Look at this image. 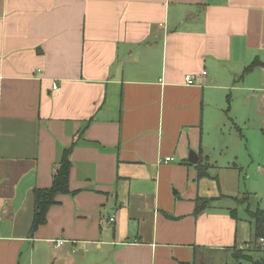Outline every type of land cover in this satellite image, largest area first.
I'll return each instance as SVG.
<instances>
[{
  "label": "crops",
  "instance_id": "1",
  "mask_svg": "<svg viewBox=\"0 0 264 264\" xmlns=\"http://www.w3.org/2000/svg\"><path fill=\"white\" fill-rule=\"evenodd\" d=\"M263 89L264 0H0V264H233L252 241L215 202L264 177Z\"/></svg>",
  "mask_w": 264,
  "mask_h": 264
},
{
  "label": "rangeland",
  "instance_id": "2",
  "mask_svg": "<svg viewBox=\"0 0 264 264\" xmlns=\"http://www.w3.org/2000/svg\"><path fill=\"white\" fill-rule=\"evenodd\" d=\"M216 174L217 173H214V175ZM246 175L250 178L245 179ZM256 177L257 178L253 179L254 177L252 172H245V170L239 172L238 182L233 181V177L230 179L228 176L223 183L222 189L220 188V192L227 195L236 196V198L234 199L235 202L233 200H230V198H227L229 200H220L218 202H215V204L217 205L228 206L229 209H237L239 223H241L243 227H246L244 234V240L246 242L254 241L253 226L248 223L249 221L251 222V220L247 215V209L254 211L259 206V208L264 210V177ZM244 196H246L247 198L245 199ZM247 205H249L250 207L247 208ZM250 226L252 229L251 231H249ZM250 245L253 246V243ZM246 246L243 249L236 250L235 254H233V256L235 257L229 255L227 261L233 264H252L254 260L262 255L261 252L264 251V241L258 248ZM37 252L38 247L36 248V253ZM26 255L27 252H24V257ZM50 256L52 257V255H49V257ZM206 256L207 264H225L222 263L219 255H216L215 258H213L212 254H207Z\"/></svg>",
  "mask_w": 264,
  "mask_h": 264
},
{
  "label": "trees",
  "instance_id": "3",
  "mask_svg": "<svg viewBox=\"0 0 264 264\" xmlns=\"http://www.w3.org/2000/svg\"><path fill=\"white\" fill-rule=\"evenodd\" d=\"M257 64L258 63L254 61L251 65L246 68V70H251ZM69 154L70 147L64 149L60 161L55 166V170L52 175L51 185L47 188H36L33 190L34 203L33 217L29 229L30 235H32L39 226L43 225L46 222L47 211L51 205L56 203L57 195L69 192V172L71 167ZM198 171L199 174L205 173L203 171V168L200 167V165L198 166ZM244 197L245 199L247 198L246 196ZM232 198L235 199L236 196H233ZM206 205H208V201L202 199L197 200L196 211L200 210ZM234 211L235 209H233V211L231 212L233 213ZM247 215L250 218L253 226V247L258 248L261 245L259 240L263 239L264 241V210L258 207L254 211L247 209ZM261 253L262 255H260L256 260H254L252 264H264V251H262Z\"/></svg>",
  "mask_w": 264,
  "mask_h": 264
},
{
  "label": "built area",
  "instance_id": "4",
  "mask_svg": "<svg viewBox=\"0 0 264 264\" xmlns=\"http://www.w3.org/2000/svg\"><path fill=\"white\" fill-rule=\"evenodd\" d=\"M206 74V71H202L201 73H200V75H205ZM196 75H186L185 77H184V81H185V83H187V84H191V83H194L195 81H196ZM53 88H55V86H53ZM260 97H261V100H262V105H263V107H264V89L261 91V93H260ZM170 159V157H166L165 158V160L167 161V160H169ZM109 220L110 221H113V217H110L109 218ZM62 242L63 241H61V240H59V241H57V243L55 244L56 246L58 245H61L62 244ZM259 242L260 243H262L263 242V239H260L259 240Z\"/></svg>",
  "mask_w": 264,
  "mask_h": 264
},
{
  "label": "water",
  "instance_id": "5",
  "mask_svg": "<svg viewBox=\"0 0 264 264\" xmlns=\"http://www.w3.org/2000/svg\"><path fill=\"white\" fill-rule=\"evenodd\" d=\"M188 160L191 163H196L197 162V156H196V154L193 151H190V154L188 156Z\"/></svg>",
  "mask_w": 264,
  "mask_h": 264
}]
</instances>
